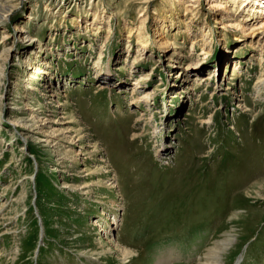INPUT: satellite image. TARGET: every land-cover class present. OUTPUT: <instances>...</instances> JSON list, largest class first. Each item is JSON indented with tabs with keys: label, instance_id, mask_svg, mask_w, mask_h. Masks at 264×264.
Returning <instances> with one entry per match:
<instances>
[{
	"label": "rangeland",
	"instance_id": "374dc122",
	"mask_svg": "<svg viewBox=\"0 0 264 264\" xmlns=\"http://www.w3.org/2000/svg\"><path fill=\"white\" fill-rule=\"evenodd\" d=\"M179 1L0 0V264H264V0Z\"/></svg>",
	"mask_w": 264,
	"mask_h": 264
},
{
	"label": "bare ground",
	"instance_id": "6f19581e",
	"mask_svg": "<svg viewBox=\"0 0 264 264\" xmlns=\"http://www.w3.org/2000/svg\"><path fill=\"white\" fill-rule=\"evenodd\" d=\"M233 1V4L234 5H236V4H239V6H240V8H243V10H247V6H245V4H246V0H232ZM217 2V1H216ZM227 2H228V0H227ZM178 4V5H182V3L179 1V0H174V4ZM231 5V4H230ZM213 10H215L216 9V5H214L213 7ZM246 8V9H245ZM228 10H229V8H227V9H225V7L224 6H222L221 8H219L218 10H216L215 12L217 13V12H220V14H227L228 13ZM236 10V9H235ZM251 9H249L247 12H246V15H249V16H251V15H253L255 12H253V10L252 11H250ZM238 11H236V13H237ZM222 17V19L224 18L223 16H221ZM244 19H247L246 17L244 18ZM29 20H33V17L32 16H30L29 17ZM249 20V19H248ZM218 24H221L222 25V29H226L227 27H229V26H225V23L223 22V23H219V22H217ZM258 27H264V23H262L261 25H257L256 27L255 26H253V30L252 29H250V33H252L251 35L252 36H249L248 38H251L252 39V41H254L255 40V38L257 37V34H255V31H257L259 28ZM236 28H238V29H243L244 28V26H242V25H237V27ZM162 29V28H161ZM137 31H138V34L139 35H143V32H144V28L141 26L140 28H137ZM254 32V33H253ZM20 33L21 34H26V31L23 29V30H20ZM207 36V34H205V36L204 37H206ZM143 39V38H142ZM237 40H238V42L239 43H242V42H244L245 40L242 38V36L241 37H237ZM24 41H26V42H30V40H28V38L25 36L24 37ZM247 42V41H246ZM258 42V41H257ZM256 45V43H253L252 44V48H253V50H255V48H254V46ZM147 47H150L149 46V44L147 45ZM144 48H146V46H144ZM6 51V50H5ZM10 50L9 49H7V51L6 52H9ZM3 54V53H2ZM262 60H264V57H262ZM0 62H4V63H6V61L5 60H3V59H1L0 58ZM237 67H239L238 65H237ZM233 69H235L236 68V65H234V67H232ZM1 72H3V68H2V65H0V74L2 75V73ZM209 78V77H208ZM214 78V76L212 77V78H209V79H213ZM137 85V84H136ZM263 88L261 87V88H259L258 90V93H260V91L262 90ZM153 96H154V94L153 93H149L148 95H146V97L144 98V100L145 101H150V100H152L153 99ZM35 117H31L30 116V118H27V119H24V120H21V121H19V120H17V122H15L14 124H12V127L18 132V133H20V136H21V139L19 140L20 142L22 141L23 143H24V145L26 144H28L29 142H31L32 141V139L34 140V136L32 137L31 136V134L29 133V131H32V127H34V125L35 124H33L34 122H35V119H34ZM37 121H39V120H37L36 119V124H37ZM47 121V120H46ZM48 121H50V120H48ZM51 122V121H50ZM39 123V122H38ZM67 125H69V124H67ZM35 127H37V126H35ZM36 130V129H35ZM66 130L68 131L67 133H72V131L71 130H69L68 128H66ZM36 131H38V130H36ZM19 135V134H18ZM47 136V135H46ZM37 138V137H36ZM39 143H42V144H49L50 142V140L48 141L47 139H45V137L44 138H37L36 139ZM78 142H79V140H78ZM51 144V143H50ZM55 144V143H54ZM25 150V149H24ZM56 171H58V169H56ZM87 177H90V175L88 174V175H86ZM69 188V187H68ZM263 188H264V184H263ZM86 193H88V192H86ZM103 233H105V234H107V232H105V231H103ZM234 235V234H233ZM232 234L230 235V237L225 241H222V242H220L219 244H216L215 246H214V248L213 249H211L209 252H208V254L205 256V261L203 262V263H200V264H222L223 263V257L225 258V255L227 256L228 254H229V251H230V249H231V247L233 246V244L235 243V238H234V236H233ZM103 236V235H102ZM106 236H108V234L106 235ZM110 236L111 235H109L108 237H106V239L104 238V242H109V240H110ZM44 242V239H43V237H41V239H40V241H39V245L41 244L42 245V243ZM110 246L111 247H114V248H116L117 250H118V252H119V254L121 255V260H123V261H130V260H132L134 257H135V253L132 251V250H128V248L127 249H121V248H119L117 245H115L114 243L112 244H110ZM242 261H243V257H240L239 258V260L236 262V264H240V263H242Z\"/></svg>",
	"mask_w": 264,
	"mask_h": 264
}]
</instances>
